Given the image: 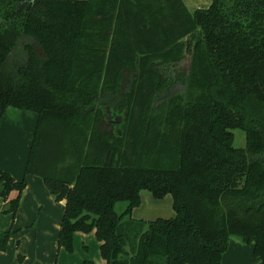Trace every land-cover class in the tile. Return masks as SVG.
Here are the masks:
<instances>
[{
	"label": "trees",
	"instance_id": "obj_1",
	"mask_svg": "<svg viewBox=\"0 0 264 264\" xmlns=\"http://www.w3.org/2000/svg\"><path fill=\"white\" fill-rule=\"evenodd\" d=\"M7 107L37 120L0 196L14 216L41 178L59 249L93 232L106 264H221L237 236L264 264V0H0ZM142 190L174 215L132 218Z\"/></svg>",
	"mask_w": 264,
	"mask_h": 264
},
{
	"label": "crops",
	"instance_id": "obj_2",
	"mask_svg": "<svg viewBox=\"0 0 264 264\" xmlns=\"http://www.w3.org/2000/svg\"><path fill=\"white\" fill-rule=\"evenodd\" d=\"M36 120L34 111L14 107H7L0 117V169L8 172L15 180L24 176ZM26 179L27 185L21 193L14 216L7 212L9 208H5L7 199L0 196V239L5 232H11L5 248L0 250V264H95L89 253H85L80 263L64 248H58L63 202L53 199L38 176L28 174ZM1 189L0 182V191ZM15 196L16 191H12L8 199ZM173 215L172 198L166 195L156 199L147 190L140 192V204L131 211L132 218L142 220L169 218ZM86 234L88 233L75 232L73 244L81 239L83 247L89 250ZM244 244L230 237L221 264H262L260 258L253 254L251 245ZM93 245L99 251V242L94 241ZM103 261L106 264L104 259Z\"/></svg>",
	"mask_w": 264,
	"mask_h": 264
},
{
	"label": "rangeland",
	"instance_id": "obj_3",
	"mask_svg": "<svg viewBox=\"0 0 264 264\" xmlns=\"http://www.w3.org/2000/svg\"><path fill=\"white\" fill-rule=\"evenodd\" d=\"M186 6L188 7V9L192 12L194 9L196 8H200V7H205L208 4V0H185ZM187 60L184 61L183 66H187ZM183 92V88L181 86H178L176 88L173 89L172 93H182ZM113 112H110V115H112ZM117 117V116H116ZM234 145L236 146H241L244 143V138L242 136H239V138L237 139V136L240 134H242L240 132V130L238 129H234ZM243 139V141H242ZM241 144V145H240ZM169 198H171L169 195ZM126 203L125 202H119L116 204V211L117 212H121L124 208H125ZM86 236H88L87 240V244L90 247L89 250H86L83 247V243L81 241V239L77 240L75 244H73V249L72 251L69 252L70 256H72V258L74 260L80 261V263H82L83 258L85 257V253H89L92 257H93V261H95V264H104V261L102 259V257L99 254L98 248L94 247V241L97 242L96 237L94 236V234H92L91 232H89L88 234H86ZM90 236V237H89ZM83 239H85L84 237H82ZM91 238V239H89ZM231 238L237 239L238 241H240L242 244H244L237 236H231ZM245 246H250L244 244ZM252 247V245H251ZM68 252V251H67ZM93 263V262H92ZM94 264V263H93Z\"/></svg>",
	"mask_w": 264,
	"mask_h": 264
},
{
	"label": "water",
	"instance_id": "obj_4",
	"mask_svg": "<svg viewBox=\"0 0 264 264\" xmlns=\"http://www.w3.org/2000/svg\"><path fill=\"white\" fill-rule=\"evenodd\" d=\"M210 3H211V0H208V4H207V6H208ZM9 206H10L9 203H7L6 206H5V208H9Z\"/></svg>",
	"mask_w": 264,
	"mask_h": 264
}]
</instances>
